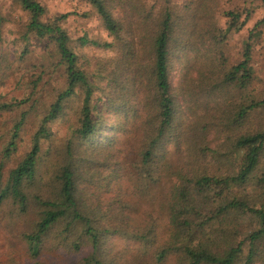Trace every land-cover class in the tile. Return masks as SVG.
<instances>
[{"label":"trees","instance_id":"1","mask_svg":"<svg viewBox=\"0 0 264 264\" xmlns=\"http://www.w3.org/2000/svg\"><path fill=\"white\" fill-rule=\"evenodd\" d=\"M16 2L28 20L18 50L0 60V84L34 46L41 54L25 69L28 93L0 103L9 123L0 168L28 143L0 172V207L26 220L32 264L50 249L66 264H131L145 251L155 264H264V78L251 63L264 16L231 64L222 45L251 9L223 11L219 25L213 0H182L179 11L170 0H84L106 36L76 42L108 52L89 70L67 33L72 13L48 18L39 0ZM69 111L75 121L54 142ZM111 237L136 246L115 250Z\"/></svg>","mask_w":264,"mask_h":264},{"label":"rangeland","instance_id":"2","mask_svg":"<svg viewBox=\"0 0 264 264\" xmlns=\"http://www.w3.org/2000/svg\"><path fill=\"white\" fill-rule=\"evenodd\" d=\"M39 1L46 7L48 18L62 15L65 12L72 13L65 22V26L68 31L67 33L73 41V50L79 56L80 65L91 70L92 62H94L93 60L97 57L108 55V52L88 46L80 47L76 42V39L79 37L102 40L106 36V32L101 26L98 17L84 0ZM154 1L155 0H143V2L147 3L149 6L153 5ZM170 2L175 10H180L182 0H170ZM213 2H215V7L217 9V22L219 25H223L224 23L221 12L232 9H251L250 17L243 30L239 33L229 34L226 42L222 45V50L228 57L229 62L235 64L240 59L242 44L249 34V31L251 28H254L255 23L264 16V7L259 0H213ZM83 14L85 16H82ZM27 20L28 15L17 5L16 0H0V60L2 57H11L14 51L18 50L19 45L16 43V38L23 32ZM256 31L260 33L254 37L251 63H253L257 77L262 81L264 78V29L258 28ZM34 45L36 44L34 43ZM40 54L41 51L39 47L34 46L31 50L30 58L24 61L17 70L11 72L7 78L2 79V84H0V103H7L12 99H19L28 93V83L31 79L32 72H28L25 69L28 68L30 63H36ZM48 75L49 74L45 75L44 78L49 79ZM53 79H57V75H54ZM262 87V82H260L258 88L263 89ZM72 105V108L77 106L76 102H73ZM72 112L73 111L68 112L64 121L54 124L53 130L56 132L54 142L57 141L58 143L62 141L61 139L67 135V126L75 121ZM6 118L7 117L0 118V150L3 145V138L7 134L6 130L9 126ZM210 139L213 140L214 144L220 143L218 135L215 134L214 131ZM27 147L28 143L24 142L21 144L17 155L2 163V167L0 168L2 179L5 178L8 170L14 166L13 163L17 160L18 156L27 150ZM169 185L170 184L164 180L155 186L152 191L158 196H162L164 190ZM153 205H155L156 218L153 222L159 224V228L162 231L167 230L168 225L164 217L162 203L157 202V204L154 203ZM22 218L8 203L0 207V264H32L34 262V259L30 258L25 251L26 245L22 239V232L25 230L27 222ZM109 242L115 250H121L124 245L129 248L136 246L134 243H132V245H126L128 243L125 240L113 237L110 238ZM50 250L49 253L41 254L43 263L66 264L65 256L61 255L59 251ZM137 251L138 250L132 251L130 256L126 255L125 258L132 259ZM140 254L141 255L136 256L135 263L131 264H155V259L149 251ZM173 262V257H168L166 261L164 260V262L160 264H174Z\"/></svg>","mask_w":264,"mask_h":264}]
</instances>
